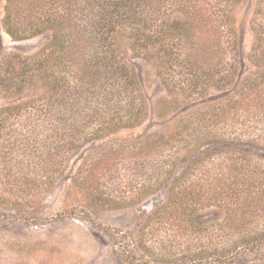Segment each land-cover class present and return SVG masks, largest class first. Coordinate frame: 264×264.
<instances>
[{
  "label": "trees",
  "instance_id": "trees-1",
  "mask_svg": "<svg viewBox=\"0 0 264 264\" xmlns=\"http://www.w3.org/2000/svg\"><path fill=\"white\" fill-rule=\"evenodd\" d=\"M230 2L5 0L0 24L13 39H25L46 31L51 36L50 45L31 56H21L12 51L0 53V94L6 97L16 94L18 97L27 96L26 100L0 108V131L5 130L0 137V153L3 166L9 165L4 173L7 184L18 190L47 189L54 180L52 168L64 179L68 161L78 154L84 143L119 128L135 126L144 119L145 101L134 71L119 53V36L126 37L134 54L159 60L163 70L160 77L167 90L192 103H199L204 95L203 76L197 67L200 58H206L213 51L219 62L232 58L234 30L229 14ZM178 9L185 12L186 21L178 30H173V23L169 25L167 18ZM251 28L255 40L264 43V0L255 1ZM231 80L232 74L226 70L217 79L216 86L228 90ZM250 94L246 90L243 99ZM240 100L232 99L227 106L218 108L219 113L212 114L202 113L198 110L201 103L196 104L197 111L188 114V133L174 132L171 135L173 142L166 152L161 149L149 151L152 145H143L151 143L149 140L153 138L139 139L140 150L144 152L140 157L142 174L148 171L144 175H172L173 181L167 193L170 205L190 202L193 210L200 212L205 207L202 195L206 200H213L216 206L226 203L233 210L264 202V166L259 162L263 155L259 157L252 153L257 160L229 155L222 168L224 172L227 168L238 172L241 163L249 168L241 175L224 177L232 181L227 184L225 192H214L223 173L213 174L208 183L210 186L201 193L193 188L202 189L203 186L198 183L194 186L192 181H180L184 172H176L179 157L186 161L197 154H204V148L199 147L201 139L208 140L209 146L231 148L238 145L234 141L220 140L216 129L228 120L219 119V115L235 109ZM245 113L243 110L239 115ZM226 124L229 127L233 121ZM88 130H91V135L85 139L87 137L82 136ZM183 143L185 148L181 155L179 145ZM251 146L259 149L258 145ZM122 155L110 152L107 157H85L71 176L69 188L81 186L86 190L95 182L104 186L107 183L104 179L111 178ZM98 169L101 172L96 177ZM243 177L250 179L248 188L242 187L240 178ZM110 180L115 181L116 177ZM109 200L107 204L112 206L107 207H115L116 203ZM157 203L153 204L152 210L150 208V215L157 214L156 217L162 218L158 211L164 205ZM251 211H255V207L249 209ZM260 217H264V211ZM174 218L175 215H170L174 234L190 231L189 228L183 232ZM202 219L200 213L192 212L185 219L186 225L190 220L200 227ZM182 228L186 229L185 226ZM218 262L226 263L221 257Z\"/></svg>",
  "mask_w": 264,
  "mask_h": 264
},
{
  "label": "rangeland",
  "instance_id": "rangeland-1",
  "mask_svg": "<svg viewBox=\"0 0 264 264\" xmlns=\"http://www.w3.org/2000/svg\"><path fill=\"white\" fill-rule=\"evenodd\" d=\"M255 1L230 2L234 30L232 58L219 62L213 51L197 63L204 89L199 111L219 113L218 108L227 106L230 100H242L237 103V109L219 115V119L226 121L227 118L226 123L233 121V124L227 127L228 124L220 123L216 129L220 140L234 141L238 145L231 148L209 146L208 140L201 139L199 147L204 148V154L186 161L182 157L177 160L176 172H184L180 181L203 186L202 189L194 187L196 192L206 190L216 172L224 175L215 193L225 192L227 184L232 182L224 177L246 173L249 167L244 163L239 164L238 172L228 171V168L225 172L222 170L229 155H241L246 159L264 157V43L255 40L251 28ZM4 5L5 0H0V20ZM167 19L169 25L173 23L171 29L178 30L186 21L185 12L175 10ZM127 42L124 35L118 37L119 53L134 71L145 101L146 114L140 123L84 143L78 154L68 161L65 178L52 168L54 180L43 190H18L7 184L4 173L9 165L3 166L0 153V264H218L220 257L226 262L224 264H264V217H260L264 202L249 212L254 207L241 206L233 210L226 203L216 206L213 200H206L202 195L205 207L195 212L190 202L172 205L167 202L172 175H144L148 171L142 174L140 157L144 152L140 150L139 139L153 138L149 140L151 143L143 145H152L149 151L166 152L173 142L174 132L188 133V114L197 111L199 103L167 90L160 77L163 70L159 60L134 54ZM50 43L48 31L16 40L0 24V53L12 51L31 56ZM226 70L231 72L232 80L228 90H222L216 86V81ZM246 90L251 94L243 99ZM16 95L0 94V108L27 99L26 94L25 97ZM243 110L246 116L239 115ZM4 131H0V137ZM90 135L91 130H88L82 137L89 139ZM252 144L259 149H253ZM184 148L185 143L179 145L181 155ZM110 152L123 155L117 160L118 167L112 170L111 178L104 179L107 181L104 186L95 182L86 190L81 186L69 188L71 176L85 157H107ZM261 159L259 162L264 166V158ZM99 172L101 169L96 171V177ZM113 177L117 184L110 180ZM240 179L242 187L248 188L250 179ZM109 199L116 203L115 207L107 204ZM155 203L164 205L158 211L162 218L150 215L149 210ZM192 212L203 217L200 227L190 220L186 225ZM170 215H175L174 222L183 232L189 228L190 231L174 234ZM174 243H177L175 247Z\"/></svg>",
  "mask_w": 264,
  "mask_h": 264
}]
</instances>
